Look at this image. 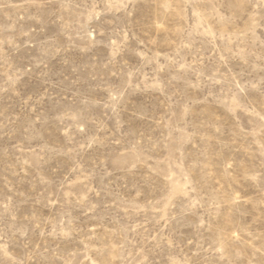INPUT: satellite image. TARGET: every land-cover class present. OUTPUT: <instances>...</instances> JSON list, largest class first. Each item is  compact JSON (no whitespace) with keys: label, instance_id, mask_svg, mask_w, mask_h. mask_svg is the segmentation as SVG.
Wrapping results in <instances>:
<instances>
[{"label":"rangeland","instance_id":"1","mask_svg":"<svg viewBox=\"0 0 264 264\" xmlns=\"http://www.w3.org/2000/svg\"><path fill=\"white\" fill-rule=\"evenodd\" d=\"M0 264H264V0H0Z\"/></svg>","mask_w":264,"mask_h":264}]
</instances>
